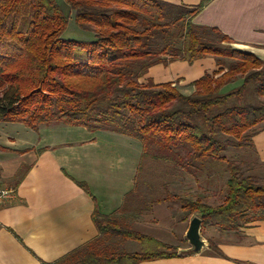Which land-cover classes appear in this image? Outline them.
I'll use <instances>...</instances> for the list:
<instances>
[{"label":"trees","instance_id":"trees-1","mask_svg":"<svg viewBox=\"0 0 264 264\" xmlns=\"http://www.w3.org/2000/svg\"><path fill=\"white\" fill-rule=\"evenodd\" d=\"M65 1L92 40L62 38L69 18L55 0H0V122L110 131L138 140L143 156L156 145L168 152L166 163L185 162L177 179L183 192L168 191L158 201L180 206L181 220L194 216L202 227L233 233L264 221V184L236 164L228 165L226 191L225 185L223 192L209 190L211 181H201L205 164L228 162L229 146L250 142L252 148V138L264 130V61L235 49L220 30L193 23L209 0L192 8L164 0ZM207 58L218 69L191 83L190 95L172 83L141 82L154 66H191ZM238 79L241 85L229 90ZM209 191L221 201H209ZM93 221L97 240L43 264H141L194 254L127 227L115 215L95 211ZM123 240L138 242L140 251H121Z\"/></svg>","mask_w":264,"mask_h":264},{"label":"crops","instance_id":"crops-1","mask_svg":"<svg viewBox=\"0 0 264 264\" xmlns=\"http://www.w3.org/2000/svg\"><path fill=\"white\" fill-rule=\"evenodd\" d=\"M164 1L191 8L202 2ZM193 23L220 30L233 40L236 49L264 61V0H209ZM216 70L213 58L191 66L174 62L150 68L141 82L180 81L188 85ZM252 149L264 165V130L252 138ZM143 158L138 140L114 132L92 133L84 127L62 124L33 130L22 123L0 122V185L15 192L13 200L0 204V264L54 263L97 240L95 211L141 221L137 226L147 227L149 222L144 220L148 215L130 206L136 198ZM209 190L216 191L214 184ZM205 194L211 195L209 201L215 200L214 192ZM121 208L124 212H117ZM192 219L181 220L173 230L162 220L157 224L159 235L154 237L181 248L186 232L183 236L173 233L176 229L180 232L182 224L189 227ZM119 243L131 249L125 251L128 253L141 249L135 241ZM214 243L225 258L208 243L191 256L141 264H264V221L251 223L238 233L218 229Z\"/></svg>","mask_w":264,"mask_h":264},{"label":"rangeland","instance_id":"rangeland-1","mask_svg":"<svg viewBox=\"0 0 264 264\" xmlns=\"http://www.w3.org/2000/svg\"><path fill=\"white\" fill-rule=\"evenodd\" d=\"M55 1L61 7L64 14L67 15L69 18L67 28L64 31L62 38L64 40H77V41L92 40L93 39L92 33L83 31L76 25L75 13L70 11L66 1L65 0H55ZM233 47L235 48V46ZM226 61L229 62L228 60ZM241 83L242 80L238 79V81H236L233 87L240 86ZM172 84L176 88L180 89L186 95H190L192 91L191 89H189L191 84L188 85L181 84L180 81L172 82ZM228 89L230 90V88ZM261 100H264V98H261ZM261 127L263 126L261 125L256 129H259ZM249 143L250 142H246V144L243 145L241 149H238L233 146H229V148H227V150L224 153L225 157H227L228 162L213 160L205 164V168L203 169V172L200 175L202 183H205L206 179L207 180L209 179L214 184L215 190H217V192L219 191L223 192L224 188L222 187L224 185L226 191V182L230 177V171L228 165L230 163H233L236 164L238 167H240L242 174L244 176L251 177L256 182L260 184H264V165L259 163ZM157 148L158 147H156V145H152L145 152L141 171L139 173L137 180V191L135 193L136 198L134 203L130 205L132 209L136 210L137 212L138 209H140V211L143 210L145 215H148L147 219L145 218L144 222L146 221L149 222V225L147 227H143V226L138 227L137 225H140L142 223L141 221H136V220L129 221L126 219H122L127 227L139 231L140 233L143 232L152 236L159 235L157 224L162 222V220H165L166 225L170 226V228H172L173 230L172 226L180 225L181 224L180 220L182 217H184V213H185L178 205L173 204L172 206H170V204H168L167 202L158 203V201L165 198L166 193L168 191L173 193L183 192L182 190L183 186L179 187L178 184L179 181L177 179L182 172L181 167L183 168L185 167V162L184 160L182 161L180 160V161H171L170 164L166 163L165 161L162 160V158L168 152L162 149L158 150ZM178 165L181 167H179ZM188 169L187 171L189 173H192L195 171V166L189 165ZM194 192L196 193L197 191L195 190ZM198 192L202 193L201 191ZM217 197L221 198V195ZM219 201H221V199L214 200L211 202H219ZM126 209L127 206L125 208V211ZM136 214L137 213H135V216ZM182 225L179 226L181 231L179 232L178 229H176L177 231H175V233L173 234H179V235L181 234L182 236L185 232H186L185 234H187L189 227L187 226V224L186 225L182 224ZM217 231L218 229H216L214 226L202 227L201 225L200 235L205 245L206 244L208 245L209 242L214 243ZM185 241L187 242L179 243L181 246V248H179V252L184 253L190 250L193 251L194 248L191 245L189 246L188 244L189 242L187 238H185ZM120 248L121 251L124 252L131 250L128 247L127 248L120 247Z\"/></svg>","mask_w":264,"mask_h":264},{"label":"water","instance_id":"water-1","mask_svg":"<svg viewBox=\"0 0 264 264\" xmlns=\"http://www.w3.org/2000/svg\"><path fill=\"white\" fill-rule=\"evenodd\" d=\"M202 222L199 218H194L189 226V229L186 234V238L189 244L194 248V253H199L203 247L205 246L204 241L201 239L200 231H201Z\"/></svg>","mask_w":264,"mask_h":264},{"label":"built area","instance_id":"built-area-1","mask_svg":"<svg viewBox=\"0 0 264 264\" xmlns=\"http://www.w3.org/2000/svg\"><path fill=\"white\" fill-rule=\"evenodd\" d=\"M15 198V192L13 190L4 188L0 185V204L3 201L13 200Z\"/></svg>","mask_w":264,"mask_h":264}]
</instances>
